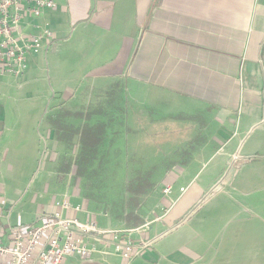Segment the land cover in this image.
Masks as SVG:
<instances>
[{"label": "crops", "instance_id": "0c3cea01", "mask_svg": "<svg viewBox=\"0 0 264 264\" xmlns=\"http://www.w3.org/2000/svg\"><path fill=\"white\" fill-rule=\"evenodd\" d=\"M55 1L44 18L55 43L30 57L21 78L0 71V200L11 223L41 139L53 154L48 169L69 147L58 141L53 111L85 109L117 89L122 108L139 100L146 131L168 121L198 137L144 199L139 226L152 222L147 238L160 236L152 248L131 263L97 254L66 264H264V0ZM58 179L36 184L49 203L18 221L68 199L84 206L83 220L117 228L106 214L101 225L80 190Z\"/></svg>", "mask_w": 264, "mask_h": 264}, {"label": "rangeland", "instance_id": "374dc122", "mask_svg": "<svg viewBox=\"0 0 264 264\" xmlns=\"http://www.w3.org/2000/svg\"><path fill=\"white\" fill-rule=\"evenodd\" d=\"M121 97L122 94L120 96L118 90L114 89L94 95L91 99L92 104L85 109L79 110L76 104H72L53 111L54 107L51 106L49 112L53 111L54 115H57L56 118L61 121L63 119L64 125L68 126L70 145L67 152L58 155L54 165L48 169L49 159L53 154L51 155L50 145L41 139L40 155L30 163V166L34 164V171L26 191L27 196L16 208L14 224L22 223L26 219L31 220V213L49 203V197L39 198L36 184L45 181L47 186L51 184L53 187L58 186V176H61L66 184L71 185L70 192H73L76 186L86 199V204L89 205L91 202L90 205L95 207L94 215L100 213L104 217L99 218L101 225L106 226L109 217L117 228H133L135 225L127 222L126 218L120 220L118 214L126 217L133 214L135 218H143V208L137 209L131 201L132 198L136 199L135 196L132 197L136 183L144 181V175L148 173H151L150 181L154 184L158 180L167 179L169 173L171 174L169 167L174 161L179 160L175 153L185 149L198 136L190 135L193 131L188 125H177L168 121L156 124L150 132H148L150 129L146 131L148 125L144 124V116L138 113L143 108L139 100L133 99V106L128 105V110L125 108L126 117L122 116L121 104L124 103V98ZM66 116L67 123L64 120ZM98 123L106 126L103 130L105 134H102L104 138L98 148L84 152L83 155L79 138L81 136L76 135V132ZM164 128L167 132H163ZM65 183L61 191L65 190ZM125 207V211L121 209ZM91 209L92 213L93 208ZM18 213H22V221L16 218ZM69 264H82V261L72 260Z\"/></svg>", "mask_w": 264, "mask_h": 264}, {"label": "built area", "instance_id": "2783aa9c", "mask_svg": "<svg viewBox=\"0 0 264 264\" xmlns=\"http://www.w3.org/2000/svg\"><path fill=\"white\" fill-rule=\"evenodd\" d=\"M57 7L55 0H0L2 73L21 78L30 57L55 43L44 18ZM172 186L164 188L165 195L172 193ZM84 213L83 205L66 199L55 203L53 211L43 210L32 223L13 225L11 211L0 200V264H66L71 258L91 260L97 254L116 255L131 263L160 238H147L152 222L129 229L102 228L92 216L83 220Z\"/></svg>", "mask_w": 264, "mask_h": 264}, {"label": "trees", "instance_id": "16d2710c", "mask_svg": "<svg viewBox=\"0 0 264 264\" xmlns=\"http://www.w3.org/2000/svg\"><path fill=\"white\" fill-rule=\"evenodd\" d=\"M121 112H122V116H125V109L122 107H121ZM96 115L100 116V114H96ZM55 117H57V115H55L54 118ZM53 126H54V130L56 131L55 133L58 138V141H61L67 145H70L69 139H71L70 138L71 136H69L70 132H69L68 126H65L64 122H62L58 118H56V120L53 122ZM104 127H106L104 124L98 123L93 126H86L80 129L78 132H76V135L81 136L79 138L81 141V148L83 149V155H85L84 152H88V151L95 149L96 147L97 148L99 147L100 141L102 140V138H104L103 137V135L105 134L103 133ZM177 157H178V154H177ZM151 178H152L151 173H148L144 175V181L140 180L135 185L134 195L132 194L131 195L132 197L135 196L136 199L132 198L131 201L133 203V206L136 207L137 209L139 207L143 208V205H144L143 199L149 196L155 187L154 183L150 181ZM121 209L125 211L126 207L121 208ZM118 217L120 220H124L126 218L127 222H130V224L135 225V226H139L143 222L141 218L133 217V214L128 215L127 217L126 215L122 216L121 214L120 215L118 214Z\"/></svg>", "mask_w": 264, "mask_h": 264}]
</instances>
